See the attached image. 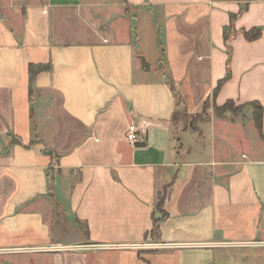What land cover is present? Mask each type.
I'll return each instance as SVG.
<instances>
[{"label":"crops","instance_id":"obj_1","mask_svg":"<svg viewBox=\"0 0 264 264\" xmlns=\"http://www.w3.org/2000/svg\"><path fill=\"white\" fill-rule=\"evenodd\" d=\"M227 69L264 108V0H0V264H264L252 118L172 120L166 76L196 115Z\"/></svg>","mask_w":264,"mask_h":264},{"label":"trees","instance_id":"obj_2","mask_svg":"<svg viewBox=\"0 0 264 264\" xmlns=\"http://www.w3.org/2000/svg\"><path fill=\"white\" fill-rule=\"evenodd\" d=\"M235 17H236V15H232L230 17V24L228 26H226L223 30V36H224L225 43L229 42L230 36L233 33V20ZM261 33H262V29L260 27H252L249 30H244L243 36L246 40L253 41V40L258 39L261 36ZM228 52H230V47H228ZM50 69H51V65L49 63L48 64H30L28 67L30 82L33 81L34 76L38 72L47 71ZM229 78H230V71H229V69H227V72H226L224 78H222L221 80L218 81L216 87L214 88V90L212 92V101H213L212 105H211L209 100L206 101L204 103L203 113L201 116L195 117V119H197L196 121L199 122L201 120H207L209 118L208 110H212L214 116L219 117V118H223L227 115H231V116H235V117L239 116L241 119H245L248 115H250V117L253 120L254 126H255L256 130L258 131L260 138L264 142V134H263V111H264V108L258 101H248V102H244V103H236L234 100L229 99L220 105L215 103V98H216L219 90L221 89L223 84ZM166 81H168L170 90L174 96V99L176 101V105L178 107V109L176 110V112H174L173 117H172V120L175 122V121H177V115L180 114L183 116V115H187V113L184 109L181 96L176 91V89L174 88L172 83L169 80H167V76H166ZM201 117H203V118H201ZM199 118H201V120ZM192 120L193 119H191V121ZM189 126L193 130H197L196 124H194V125L189 124ZM14 140H16V139H14ZM54 178H55V171L53 169L52 170L50 169L48 171V183L50 184L51 188L53 186ZM165 199H166V191L160 197L158 203L156 204V208L160 212V216L153 218V225H152V229L150 231L151 241L159 240L160 221L162 218H165L164 217L165 216L164 209H163V203H164Z\"/></svg>","mask_w":264,"mask_h":264},{"label":"built area","instance_id":"obj_3","mask_svg":"<svg viewBox=\"0 0 264 264\" xmlns=\"http://www.w3.org/2000/svg\"><path fill=\"white\" fill-rule=\"evenodd\" d=\"M126 138H127L128 142H130L132 144L142 140L141 135L139 133V130L135 125H129L128 131L126 134ZM87 246H89V245H87ZM146 246L159 247L161 245L157 244V243H153V244H148V245L146 244Z\"/></svg>","mask_w":264,"mask_h":264},{"label":"rangeland","instance_id":"obj_4","mask_svg":"<svg viewBox=\"0 0 264 264\" xmlns=\"http://www.w3.org/2000/svg\"><path fill=\"white\" fill-rule=\"evenodd\" d=\"M144 57H145L146 61H148L147 60L148 57H146V56H144ZM202 113H203V111L200 112L199 114H196V115H188L187 114V115H183L182 116V115L179 114V115H177V121L181 122L182 124H186L185 126H189V124L190 125H194V124L198 123V121H196L197 119H195V117L196 116H201ZM201 118H203V117H201ZM201 118H199V119L201 120ZM191 119H193V120L191 121Z\"/></svg>","mask_w":264,"mask_h":264},{"label":"water","instance_id":"obj_5","mask_svg":"<svg viewBox=\"0 0 264 264\" xmlns=\"http://www.w3.org/2000/svg\"><path fill=\"white\" fill-rule=\"evenodd\" d=\"M140 64H141L142 69H144L145 71H148L150 69V65L146 61L144 56H140Z\"/></svg>","mask_w":264,"mask_h":264}]
</instances>
